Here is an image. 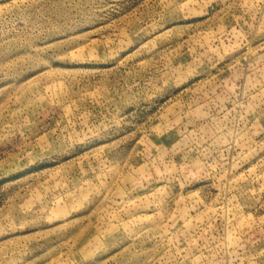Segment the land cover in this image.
<instances>
[{"label": "rangeland", "instance_id": "obj_1", "mask_svg": "<svg viewBox=\"0 0 264 264\" xmlns=\"http://www.w3.org/2000/svg\"><path fill=\"white\" fill-rule=\"evenodd\" d=\"M0 264H264V0H0Z\"/></svg>", "mask_w": 264, "mask_h": 264}]
</instances>
